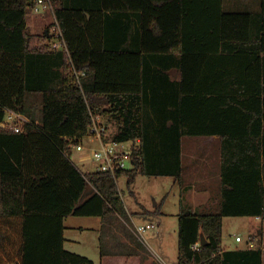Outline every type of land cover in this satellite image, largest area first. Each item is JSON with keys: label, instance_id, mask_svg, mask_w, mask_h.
I'll use <instances>...</instances> for the list:
<instances>
[{"label": "trees", "instance_id": "16d2710c", "mask_svg": "<svg viewBox=\"0 0 264 264\" xmlns=\"http://www.w3.org/2000/svg\"><path fill=\"white\" fill-rule=\"evenodd\" d=\"M52 1L69 54L50 48L47 29L30 33L34 0H0V124L9 110L28 119L22 132L0 127V264H94L65 249V219L124 218L123 176L133 195L141 175L183 184L187 136L220 137L222 191L217 212L182 206L178 264H264L260 239L223 248L225 217L264 221V0L257 13L223 0ZM92 113L118 124L114 140L139 141L132 169L114 177L71 160ZM129 235L134 245L114 252L102 234L100 264H144Z\"/></svg>", "mask_w": 264, "mask_h": 264}, {"label": "rangeland", "instance_id": "374dc122", "mask_svg": "<svg viewBox=\"0 0 264 264\" xmlns=\"http://www.w3.org/2000/svg\"><path fill=\"white\" fill-rule=\"evenodd\" d=\"M253 2L258 4L259 6V0L258 2L257 0H254ZM258 6L248 7V5L246 4V0H224L223 2L225 11L258 10ZM34 13L35 12L30 11L28 14L29 30L31 34L41 35L45 30L46 24V27L48 28V25L52 22V14L46 12L44 13V15L35 17ZM108 123L109 134L112 136L117 131L118 124L115 121L111 120H109ZM202 143L203 141L200 142V145H202ZM83 145L90 150V147L97 146V143L86 138L83 141ZM130 146L131 142L125 143V147ZM89 150H87V154L90 152ZM73 158L78 163L77 165L82 169V171H86L88 169L93 170L95 168L90 161H86L85 166L82 167L81 163L79 162V156L76 152H74ZM186 185V182L185 184L175 183L174 180L170 177H149L141 175L138 177L135 185L132 186V190L136 194V196H134L133 194H131L130 189L127 186V177L123 176L119 178L118 186L126 207L127 214L124 216V219L127 223H124L121 220H118V222H116V218L113 217L106 222L103 230V241L105 243L104 246L106 250L111 251L108 247V241L111 236H115V233H112V230H114L115 228H119L117 230L120 231V236L124 238L127 236V238H130L129 232L131 233V230L128 228V226H133L132 221L129 219L130 212L132 213L137 224L142 225L154 221L153 224L158 227L156 230H149L144 235L145 240L142 243L146 248V251L144 252L146 264H153V262L159 264V261L163 262L164 264H178V249L176 247L177 242L175 241L177 234H174L171 230L172 226H177V219H173V217H175V215L180 212L182 206L189 207L192 203L194 205H197L198 202L200 203V201L202 200L199 196L195 200L191 199L185 188ZM200 185L207 186L208 183L201 181ZM160 204H162V211H165L169 214V216H167L166 218H162L161 216H152L146 212V209L151 212L156 210L157 206ZM198 205L199 207L196 208V210L205 213L217 212L219 208V203L218 205H209V207H204V205H201L203 206L201 207L200 204ZM142 208H144V210ZM100 221V217L71 216L65 223L66 226H68L66 235L68 238H70L71 236V238L74 239L75 242H67L66 250L80 255L87 254V256H89L90 258L95 259L96 264H99L100 248L96 230L89 229L90 231L81 233L78 231H73L75 229L71 226L88 223L91 224V226L95 227V225L99 224ZM158 221H163V229L166 228L167 230V233L165 235L169 242L166 238H161L162 236L160 235L156 236V233L160 231L157 223ZM236 236L242 238V243L236 244ZM258 236H261L263 240L264 221H262L261 219H258L256 217H227L223 222V242L226 245L232 243L233 246L236 244L243 247L246 241L250 240V242H254V238ZM255 246H257L256 243ZM163 251L167 254L163 253ZM114 252H126V250L120 249L114 250ZM149 253L151 254V257L159 256L160 258L156 257V261H150L148 258L150 257Z\"/></svg>", "mask_w": 264, "mask_h": 264}, {"label": "crops", "instance_id": "0c3cea01", "mask_svg": "<svg viewBox=\"0 0 264 264\" xmlns=\"http://www.w3.org/2000/svg\"><path fill=\"white\" fill-rule=\"evenodd\" d=\"M253 1L254 0H246V4L248 5V7H257L258 6V4L254 3ZM223 2H224V0H223ZM257 2H258V0H257ZM258 3H259L258 10L257 9L256 10H247V11H242V12H253V13L260 12L261 0H259ZM227 12H237V11H227ZM34 14H35V17L40 16V15H44V14H36V13H34ZM46 26H47V24H46ZM46 26H45L44 31H46V28H47ZM169 75H170L171 79L175 80V81L180 80L181 76H182L181 71L178 69H171L169 71ZM202 141H203V143H202V145H200V142H202ZM182 149H183L182 159H183V165L185 168L184 177H183V184H185V182L187 183L185 188H186L188 194L190 195V198L195 200L199 196L202 199L200 201V203L198 202V204H200V206L204 205V207H209V205H218V203L220 202V199H221V191H222L220 137L219 136H211V137H199V136L189 137V136H187V137H184L182 140ZM201 181L208 183V185L207 186H201L200 185ZM174 182L177 183L175 180H174ZM134 196H136V194ZM198 204L197 205H194L193 203L191 205L189 204L190 205L189 208L196 211V208L199 207ZM201 207H203V206H201ZM142 209L144 210V208H142ZM146 211H148V210L146 209ZM162 213L163 214H161V215H152V216H161L162 218H166L167 216H169V214L166 213L165 211H162ZM178 214H176L175 217H173V219L174 218L177 219V226L176 227L172 226L171 230L174 234H177L175 241L177 242L176 247L179 250V218H178ZM129 215H130V220L132 221V225L137 224L134 220L132 213L129 212ZM70 217L66 218L65 222H64V225H65V245H64L65 249H66L67 242H75V240L72 239L71 236H70V238H68L66 235V233L68 231V226H66L65 223L68 221V219ZM84 217H87V216H84ZM92 217H97V216H92ZM226 218L227 217L224 218V221ZM256 218L261 219L259 217H256ZM118 220H121L124 223H127L124 218H119V219L116 218V222H118ZM150 223H154V221H152ZM157 223H158L160 231H158L156 233V236L160 235V236H162L161 238H163V239L166 238L165 234L167 233V230H166V228L163 229L164 228V226L162 225L163 221H161V222L158 221ZM104 224H105V221L103 220V218H101L100 223L95 225V227L91 226V224H88V223L78 224L77 226H71V227H74V229H75L73 231H78L81 233H86L90 230H96V234H97L98 242H99V248H100V263H101V237L103 234ZM113 227H114V225H113ZM128 228L131 230V233H133L135 235L134 231L132 230L133 229L132 226L129 225ZM157 228L158 227H156L154 230H156ZM117 229H119V228H115L114 230H112V233L113 234L115 233L114 234L115 236H111L109 238V241H108L109 249L111 251L120 250V249L129 250L128 246L134 245V243L132 242L131 238H127V236L125 238L120 236L119 234H121V233ZM113 234H111V235H113ZM259 239L262 240V237L258 236L256 238H254V240H255L254 242H250V240L246 241V243L243 247L236 245L238 243H242L243 240L241 242L236 241L237 243L234 246L232 243H230L229 245H226L223 242V248L225 250L256 249L258 246H260L259 245V241H260ZM263 240H264V238H263ZM263 240L261 243V247L263 250V263H264V241ZM167 241L169 242L168 239H167ZM173 241H174V239H173ZM255 243L257 244V246H255ZM142 252L144 253L145 251H142ZM163 253H165V252L163 251ZM165 254H167V253H165ZM83 256L88 257L89 259H91L93 261L94 264H96L94 258H90L89 256H87V254H85ZM149 256L150 257H148V258L150 261H154L157 257V256L151 257L150 253H149ZM157 258H160V257L158 256ZM149 260H147V261H149ZM145 261H146V259H144V264H146Z\"/></svg>", "mask_w": 264, "mask_h": 264}, {"label": "built area", "instance_id": "2783aa9c", "mask_svg": "<svg viewBox=\"0 0 264 264\" xmlns=\"http://www.w3.org/2000/svg\"><path fill=\"white\" fill-rule=\"evenodd\" d=\"M32 11L36 14H44L46 12L52 14V22L48 25L47 28V33L51 37L49 46L52 50L66 51L69 54V49L64 38V33L55 14L53 1L34 0ZM70 71L77 77L78 84L81 85L80 77L84 76L85 73H78L73 66H71ZM26 121H28V119L24 115L9 110L6 120L0 124V127L9 131L22 132L23 124ZM108 124L109 123L103 116L95 115L94 113H92V124L90 126L89 133L86 136L80 138L76 143L70 144V151L68 155L74 163L78 164L73 158L74 152H76L79 156V162L81 163L82 167L85 166L86 161L92 162L95 168L93 170L88 169L86 171L109 173L116 177L119 172L129 170L134 167L133 155L139 141L121 142L114 140L109 134ZM86 138L95 141L97 143V146L90 147V150L87 149L83 145V141ZM128 142H131V146L125 147V143ZM87 150L90 151L88 154L86 153ZM132 228L135 236L143 242L145 240L144 235L149 230H154L156 228V225H154L153 223L142 225L134 224ZM236 241L241 242L242 238L237 236ZM200 247L201 242H197L193 245L194 250H198ZM159 264L164 263L160 261Z\"/></svg>", "mask_w": 264, "mask_h": 264}, {"label": "water", "instance_id": "95a60500", "mask_svg": "<svg viewBox=\"0 0 264 264\" xmlns=\"http://www.w3.org/2000/svg\"><path fill=\"white\" fill-rule=\"evenodd\" d=\"M93 192H94V187L91 184H89L87 186L86 191L83 194L82 200H84L85 198H87ZM207 243H208L207 239L204 237V235H202V237H201V245H206Z\"/></svg>", "mask_w": 264, "mask_h": 264}]
</instances>
